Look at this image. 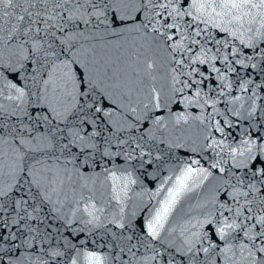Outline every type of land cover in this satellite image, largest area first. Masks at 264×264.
Masks as SVG:
<instances>
[{"label":"snow or ice","instance_id":"obj_1","mask_svg":"<svg viewBox=\"0 0 264 264\" xmlns=\"http://www.w3.org/2000/svg\"><path fill=\"white\" fill-rule=\"evenodd\" d=\"M0 264H264V0H0Z\"/></svg>","mask_w":264,"mask_h":264},{"label":"water","instance_id":"obj_2","mask_svg":"<svg viewBox=\"0 0 264 264\" xmlns=\"http://www.w3.org/2000/svg\"><path fill=\"white\" fill-rule=\"evenodd\" d=\"M92 247H95V245H92Z\"/></svg>","mask_w":264,"mask_h":264}]
</instances>
